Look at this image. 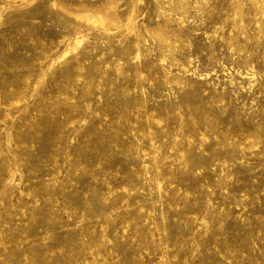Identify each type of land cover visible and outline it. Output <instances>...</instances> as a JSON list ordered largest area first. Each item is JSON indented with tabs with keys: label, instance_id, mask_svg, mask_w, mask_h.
<instances>
[{
	"label": "rangeland",
	"instance_id": "1",
	"mask_svg": "<svg viewBox=\"0 0 264 264\" xmlns=\"http://www.w3.org/2000/svg\"><path fill=\"white\" fill-rule=\"evenodd\" d=\"M0 264H264V0H0Z\"/></svg>",
	"mask_w": 264,
	"mask_h": 264
}]
</instances>
